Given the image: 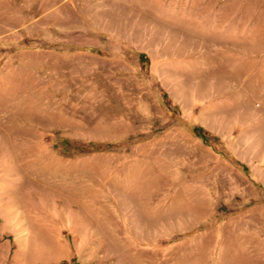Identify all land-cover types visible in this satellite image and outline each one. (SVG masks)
I'll return each instance as SVG.
<instances>
[{
  "label": "rangeland",
  "instance_id": "obj_1",
  "mask_svg": "<svg viewBox=\"0 0 264 264\" xmlns=\"http://www.w3.org/2000/svg\"><path fill=\"white\" fill-rule=\"evenodd\" d=\"M235 230L264 259V0H0V264H214Z\"/></svg>",
  "mask_w": 264,
  "mask_h": 264
},
{
  "label": "crops",
  "instance_id": "obj_2",
  "mask_svg": "<svg viewBox=\"0 0 264 264\" xmlns=\"http://www.w3.org/2000/svg\"><path fill=\"white\" fill-rule=\"evenodd\" d=\"M239 233L235 230L234 232H226L225 238H223V234L220 235V238L218 236H215V241H213V246L211 247L215 249V251H212L213 256H215V263L214 264H249L244 262H237L235 257V250L236 248L233 247V242H231L232 237L239 238ZM254 238L258 241V251H252L251 252V259L254 261L253 264H261V262L264 261L263 257L261 258V234L258 233L257 235H253Z\"/></svg>",
  "mask_w": 264,
  "mask_h": 264
}]
</instances>
